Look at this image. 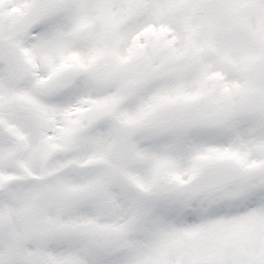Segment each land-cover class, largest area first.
I'll return each instance as SVG.
<instances>
[{
  "label": "snow or ice",
  "instance_id": "6c2138e0",
  "mask_svg": "<svg viewBox=\"0 0 264 264\" xmlns=\"http://www.w3.org/2000/svg\"><path fill=\"white\" fill-rule=\"evenodd\" d=\"M0 264H264V0H0Z\"/></svg>",
  "mask_w": 264,
  "mask_h": 264
}]
</instances>
